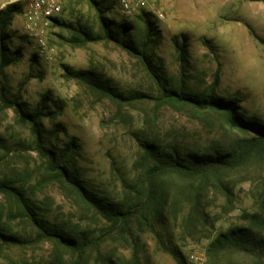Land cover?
<instances>
[{
    "label": "rangeland",
    "instance_id": "rangeland-1",
    "mask_svg": "<svg viewBox=\"0 0 264 264\" xmlns=\"http://www.w3.org/2000/svg\"><path fill=\"white\" fill-rule=\"evenodd\" d=\"M58 1L60 24L50 23L44 48L26 33L23 12L8 28L4 57L0 48V179L24 188L38 212L89 242L80 264H188L193 250L204 252L209 264L208 246L220 233L235 226L264 233L252 219L263 214L264 147L239 168L204 178L172 170L149 174L150 149L198 153L237 147L250 136L222 115L164 99L165 85L196 95L215 85L218 95L239 100L246 117L264 122V0H147L132 15L121 12L118 0ZM10 3L24 9L26 0H0V10ZM79 28L101 39L83 43ZM111 36L137 47L146 43V60L162 83ZM108 87L149 97L118 102ZM45 94L51 96L42 116L47 146L77 139L76 164L86 186L113 207L143 209L148 220L136 213L114 224L47 175L32 124L10 103L32 112ZM150 182L161 198L145 205ZM0 231L24 240L9 245L0 238V264L76 262L77 252L39 236L1 192Z\"/></svg>",
    "mask_w": 264,
    "mask_h": 264
},
{
    "label": "trees",
    "instance_id": "trees-1",
    "mask_svg": "<svg viewBox=\"0 0 264 264\" xmlns=\"http://www.w3.org/2000/svg\"><path fill=\"white\" fill-rule=\"evenodd\" d=\"M22 12L23 6L18 3H10L0 10V48L3 57L9 38L8 28L16 16ZM102 21L104 27L109 28L110 24L105 21V18H102ZM54 23L60 24L58 18L54 19ZM120 27L122 32H126L129 25L122 23ZM151 31L152 29L149 28L147 33L149 39ZM79 34H81L83 43L101 39L100 36L82 28H79ZM111 37L131 54L141 57L156 76L158 83H162V77L156 70L151 69L154 64L146 60V43L137 47L123 39L115 36ZM162 90L164 99L179 105H188L198 111L214 112L222 115L231 128L248 133L250 136L242 139L237 147L198 153L182 154L177 150L173 152H155L154 149H150V154L152 153V156L155 157L154 166L149 171L150 177L156 176L161 170H172L204 178L211 172L221 169L239 168L256 151L264 147V122L246 117L240 112L239 100L236 97L218 95L215 85L211 87L208 93L203 95L186 93L182 87L179 88L177 86L169 87L165 85ZM107 94L118 102H130L149 97L141 92L125 95L110 87L107 88ZM50 99V94H45L37 109L32 112L25 110L17 102H10L11 105L18 107L22 120L32 124V132L36 137L38 151L46 159L47 175L54 177L55 181L59 182L63 187L73 190L86 206L94 209L114 224L119 221H128V219L136 217V213H138L137 217L148 220V217L143 213V209L133 211L132 209L113 207L86 186L76 164V155H79L82 149L77 139L67 142L62 147L52 149L47 146L42 116ZM0 192L8 195L18 205V208L23 211L24 216L32 224L39 236L54 240L59 246L77 252V259L74 264L81 263L86 247L89 245L88 241L73 236L62 223L38 212L35 206L36 202L27 194L24 188L12 184L9 180L0 179ZM158 197L161 198L157 195L154 183L150 182L147 184L143 194L145 205L150 204L154 201V198ZM252 219L264 227V204L263 214H254ZM0 238L9 245L24 243L23 238L14 233L0 231ZM207 254L210 260L209 264H264V233L248 226H235L217 235L209 244ZM176 256L177 258L180 256L182 258L181 254Z\"/></svg>",
    "mask_w": 264,
    "mask_h": 264
},
{
    "label": "built area",
    "instance_id": "built-area-1",
    "mask_svg": "<svg viewBox=\"0 0 264 264\" xmlns=\"http://www.w3.org/2000/svg\"><path fill=\"white\" fill-rule=\"evenodd\" d=\"M121 12L132 15L146 7L147 0H118ZM62 6L58 0H26L23 9V26L28 35L40 46L46 45V33L50 23L60 15ZM188 264H205L204 252L193 250L187 257Z\"/></svg>",
    "mask_w": 264,
    "mask_h": 264
}]
</instances>
